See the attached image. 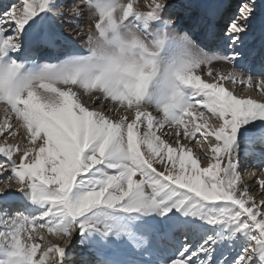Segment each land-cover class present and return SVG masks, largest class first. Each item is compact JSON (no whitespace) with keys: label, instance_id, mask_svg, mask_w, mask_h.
Returning <instances> with one entry per match:
<instances>
[{"label":"snow or ice","instance_id":"1","mask_svg":"<svg viewBox=\"0 0 264 264\" xmlns=\"http://www.w3.org/2000/svg\"><path fill=\"white\" fill-rule=\"evenodd\" d=\"M0 105V264H264V0L0 4Z\"/></svg>","mask_w":264,"mask_h":264},{"label":"bare ground","instance_id":"2","mask_svg":"<svg viewBox=\"0 0 264 264\" xmlns=\"http://www.w3.org/2000/svg\"><path fill=\"white\" fill-rule=\"evenodd\" d=\"M9 1H11V0H0V2H2V4H4V3H8ZM79 1V0H78ZM192 1V3L193 4H199V3H205V2H211V0H191ZM84 3V0H80V4L82 5ZM1 4V3H0ZM194 8V9H193ZM193 8H190V9H187L188 10V14H189V21H192V20H194V19H198V18H200L201 17V14H202V10L201 9H199V8H197V7H193ZM196 8V9H195ZM87 12V10H85V13ZM198 15V16H197ZM85 17V18H84ZM88 17H87V13L86 14H84V16L79 20L80 22H81V24H78L79 23V21L77 22V27L78 28H81V29H79L77 32H82V33H85V35H86V33H88V31H87V28H88ZM83 22V23H82ZM89 22H91V21H89ZM68 21H67V23L65 22V27H67L68 29L71 27V26H68ZM190 25H192V24H190ZM75 26V27H76ZM80 26V27H79ZM83 26V27H82ZM64 27V28H65ZM74 27V28H75ZM76 27V28H77ZM190 27V26H189ZM63 28V29H64ZM67 29V30H68ZM71 29V28H70ZM65 30V29H64ZM82 30V31H81ZM199 31H202V28L201 29H198V32ZM65 32V31H64ZM65 34V33H64ZM82 35H84V34H82ZM82 38V37H81ZM75 46L76 47H78V48H82L83 46H81V45H79L78 44V42L76 41L75 42ZM214 67H216L217 69H219V70H221V71H228L227 69H229V67H228V64H216V65H214ZM228 67V68H227ZM222 68H227L226 70H223ZM237 87H240V88H242L243 87V85H237ZM2 110V109H1ZM0 110V111H1ZM2 113V112H1ZM0 113V115H2ZM247 168H253L251 171H250V173H251V175L249 176V181L247 182V183H249V185L251 186V189H252V192L253 193H255V191H258V192H261L259 195H257V194H255L254 196L257 198V200H258V198L259 199H261V197L262 196H264V193H262V190H260L259 189V187H258V185H256L255 184V179H256V176H254L252 173L253 172H255L256 173V175L257 176H259L260 174H259V171H258V169L254 166V165H247V167H244V170H246ZM247 174L249 173V172H246ZM260 178L261 179H264V176H260ZM244 179V178H243ZM245 181V180H244Z\"/></svg>","mask_w":264,"mask_h":264},{"label":"rangeland","instance_id":"3","mask_svg":"<svg viewBox=\"0 0 264 264\" xmlns=\"http://www.w3.org/2000/svg\"><path fill=\"white\" fill-rule=\"evenodd\" d=\"M9 2H14V0H11V1H9ZM8 2V3H9ZM79 3H80V0L78 1ZM192 2V1H191ZM1 4H2V2H0ZM194 9V8H193ZM196 9V8H195ZM85 10H87L86 8L84 9V13H85ZM87 13V12H86ZM85 13V14H86ZM181 16H182V18H183V22H184V24L186 25L187 24V20L189 19V14H188V10H185L184 12H182L181 13ZM85 18V17H84ZM90 20H88V27H89V25H90V23L91 22H89ZM67 23V21H64V23ZM69 23V22H68ZM83 23V22H82ZM78 24H81V22L79 21V23ZM77 27V26H76ZM74 28V27H70L69 29L67 28V27H65L64 29H63V32L65 33V35H68V36H70L75 42L77 41L78 42V44L79 45H81V46H83V45H85V40H86V37H87V35H88V33H86V35H85V33H82V32H77L79 29H81V28ZM80 27V26H79ZM83 27V26H82ZM68 29V30H67ZM87 31H88V28H87ZM82 34H84V35H82ZM82 37V38H81ZM251 43V42H250ZM253 63H255L257 66H259V63H260V60H259V58L257 57V58H255L253 61H252ZM225 64V63H223V62H220V63H218V64ZM227 64V63H226ZM230 66V67H229ZM228 67H229V69L231 68V65H229L228 64ZM227 67V68H228ZM227 68H222L223 70H226ZM229 69H227V70H229ZM243 88V87H242ZM1 109H3V106L2 105H0V110ZM2 112V113H1ZM0 113L1 114H3V111L1 110L0 111ZM261 192H258V191H255V193H253L252 192V194L253 195H255V194H257V195H259ZM260 198V197H259ZM259 198H258V200H259ZM261 198H264V196H262ZM53 242H57V241H55V240H53ZM83 249H81V247L79 246V244H78V237L76 238V239H74L73 240V242H72V253H73V255H75V253L76 252H81V253H83ZM70 260H71V257L67 260V262H66V264H70Z\"/></svg>","mask_w":264,"mask_h":264}]
</instances>
